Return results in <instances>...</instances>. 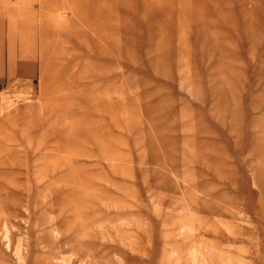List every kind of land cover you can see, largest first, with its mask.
I'll use <instances>...</instances> for the list:
<instances>
[{"label": "rangeland", "instance_id": "obj_1", "mask_svg": "<svg viewBox=\"0 0 264 264\" xmlns=\"http://www.w3.org/2000/svg\"><path fill=\"white\" fill-rule=\"evenodd\" d=\"M41 3L35 49L29 11L11 37L0 14V215L28 233L23 263L0 245V264L64 243L86 264H193L206 245L264 264V0ZM40 9L57 37L41 40Z\"/></svg>", "mask_w": 264, "mask_h": 264}, {"label": "bare ground", "instance_id": "obj_2", "mask_svg": "<svg viewBox=\"0 0 264 264\" xmlns=\"http://www.w3.org/2000/svg\"><path fill=\"white\" fill-rule=\"evenodd\" d=\"M2 1H9V0H2ZM24 0H20L19 2H23ZM12 13V12H11ZM26 15V14H25ZM24 17V16H23ZM27 17V16H26ZM28 19V18H27ZM181 51V50H180ZM179 54V53H178ZM79 57V56H78ZM61 59V58H59ZM64 61V60H63ZM62 63V62H61ZM86 63V62H85ZM84 63V64H85ZM0 68H1V65H0ZM77 70V69H76ZM80 70V69H79ZM61 71V70H60ZM74 73V72H73ZM77 73V72H76ZM79 73V72H78ZM59 74V73H57ZM72 74V73H71ZM70 78L71 76L68 75ZM68 76L67 79H68ZM112 76V75H111ZM60 77V76H59ZM69 78V79H70ZM121 78V77H120ZM61 79V78H60ZM116 79V78H114ZM57 80V79H56ZM63 80V79H62ZM58 81V80H57ZM71 82V81H70ZM119 82V80H118ZM117 82V83H118ZM69 83V82H68ZM127 83V82H126ZM56 86H59V85H56ZM61 86V85H60ZM71 86V84H70ZM81 87V86H80ZM89 87V86H88ZM125 87V86H124ZM60 88V87H59ZM66 88V87H65ZM53 89V88H52ZM58 89V88H57ZM56 89V91H57ZM84 89V88H83ZM125 89V88H124ZM66 91V89H64ZM101 90V89H100ZM47 91V90H46ZM53 91V90H52ZM51 91V92H52ZM78 91V90H77ZM64 92V91H63ZM63 92H61L63 94ZM58 93V92H57ZM65 93V92H64ZM52 94V93H50ZM82 94V93H81ZM57 95V94H56ZM84 95V94H83ZM109 95V93H108ZM77 96V95H76ZM65 97V96H64ZM83 98V97H82ZM110 98V97H109ZM66 99V98H65ZM104 100V99H103ZM100 101V100H99ZM65 102V101H64ZM62 102V103H64ZM90 103V102H89ZM93 102H91L92 104ZM95 103V102H94ZM54 103H51L50 106H48V108H44L43 104H42V107H43V111L45 114H50L51 113V116L53 117H56L58 115L61 116V114H65L66 113V108L67 106L65 104H58V109H56V111H54V107H53ZM69 105V104H68ZM101 108V107H100ZM103 108V107H102ZM96 109V108H95ZM75 110V109H74ZM99 110V109H97ZM101 110V109H100ZM114 114V113H113ZM52 117H49L48 119L50 120ZM79 121V120H78ZM65 123L64 120H61L59 122V124H63ZM102 124V123H101ZM70 133H66L65 135H69ZM108 145V144H106ZM96 146V145H95ZM107 147V146H106ZM110 147V146H108ZM106 149V148H105ZM109 149V148H108ZM52 150L56 153L53 154V156L56 158V157H59L61 156V152L59 151H56L55 148H52ZM124 150V149H123ZM110 151V149H109ZM108 151V152H109ZM127 151V150H126ZM112 152V151H111ZM108 154V153H107ZM104 155V153H103ZM109 155V154H108ZM102 156V154H101ZM97 157V156H96ZM109 157V156H108ZM102 159V158H101ZM105 160V159H104ZM109 161V160H108ZM113 161V160H111ZM124 162V161H123ZM98 163V162H97ZM97 163L95 165H97ZM130 163V162H129ZM103 164V163H102ZM121 166V165H119ZM127 167V166H126ZM155 167V166H154ZM109 170V169H108ZM160 170V169H159ZM165 171V170H164ZM73 173V172H72ZM176 173V172H175ZM180 173V172H179ZM174 175V174H173ZM177 178H180L179 175H176ZM104 178V176H103ZM102 178V179H103ZM175 178V180L177 179ZM105 179V178H104ZM111 179V178H110ZM181 179V178H180ZM181 182V181H180ZM113 185V184H112ZM40 193H41V201L45 200L46 198V193H45V189L43 187H41L40 189ZM21 200L19 201V206L26 209V201L23 200V198L21 197L20 198ZM236 207V206H235ZM233 207V208H235ZM11 210V209H10ZM11 212V211H10ZM236 212L241 215L242 217H244L242 215V209L240 207H236ZM236 216V214H235ZM25 216H23L20 212L18 211H15L13 213V216L12 217H6V216H1L0 215V245L1 247H3V249H8L12 252L13 256L15 257L16 260H18L19 262L23 263L24 259H25V252H26V244H27V241H28V233H27V230L25 229V226H24V219ZM236 218V217H235ZM245 221H247V219L244 217ZM53 220V215H51V213H49L48 211H45V214H44V219H43V222L47 223V222H51ZM127 222V221H126ZM131 222V221H130ZM128 224V223H127ZM190 224V223H189ZM233 224V223H231ZM132 226V225H131ZM183 227L180 229L183 231H185L186 229H190L192 231H194V226L192 227L191 225L189 226H186V225H182ZM191 226V227H190ZM147 229V228H146ZM150 229V228H149ZM58 230H61L59 228V226L55 225L53 227L49 226V231L48 233L45 235V236H41V241H42V244L44 243H47L46 242V238L47 236H57L59 233ZM189 230H187L188 232ZM235 232V231H234ZM233 232V233H234ZM123 233V232H122ZM181 233V232H180ZM183 233V232H182ZM181 233V234H182ZM190 233V232H189ZM206 233V232H205ZM112 235V234H111ZM123 234H121L122 236ZM186 235V233H185ZM60 236V235H59ZM68 236V235H67ZM65 236V237H67ZM115 236V235H113ZM120 236V237H121ZM143 236V235H142ZM180 236V235H179ZM64 237V238H65ZM120 237L118 239H120ZM189 237V236H188ZM60 238V237H59ZM117 238V237H116ZM122 240L124 237H121ZM149 238V237H148ZM58 239V237H57ZM145 239H146V236H145ZM189 239V238H188ZM196 239V238H195ZM59 240V239H58ZM67 240V239H66ZM125 240V238H124ZM123 240V241H124ZM186 240V239H185ZM52 241V240H51ZM64 241V240H63ZM126 241V240H125ZM150 241V240H149ZM152 242V241H150ZM183 242V241H181ZM236 243V242H235ZM234 244V243H233ZM59 246L60 243H59ZM68 246V245H67ZM207 246V250H206V253L204 252H201L199 249H196V248H193L191 254H192V260L194 261L193 264H228V263H232L233 260L236 258L237 261L239 262H242L244 263L245 262V256L243 255H234L232 253H229L227 252V249H219V248H215L214 246L213 247H208ZM196 247V246H194ZM58 248V247H57ZM70 248V246H69ZM73 248V247H72ZM56 249V248H55ZM61 249V248H60ZM74 249V248H73ZM72 249V250H73ZM237 249V248H236ZM1 250V249H0ZM53 251V250H52ZM173 251H176V250H173ZM191 251V250H190ZM83 252V251H82ZM178 252V251H177ZM238 251H236L237 253ZM171 254V253H170ZM175 254V253H174ZM178 255V253L176 254ZM186 255H187V252H186ZM87 256V255H86ZM117 256V254H115V257ZM84 257V256H83ZM190 258V257H189ZM188 258V259H189ZM86 259V258H84ZM84 259L81 258H77L75 256V254L73 253V251H71L70 249H66V244L64 243L63 245V251L61 253V255L57 256V255H54V253L52 254L51 251L49 252L48 254V257L47 259H39L38 260V263L37 264H86ZM118 260V258H117ZM116 261V260H115ZM250 261V260H249ZM115 263V262H113Z\"/></svg>", "mask_w": 264, "mask_h": 264}, {"label": "crops", "instance_id": "obj_3", "mask_svg": "<svg viewBox=\"0 0 264 264\" xmlns=\"http://www.w3.org/2000/svg\"><path fill=\"white\" fill-rule=\"evenodd\" d=\"M16 1L15 5H19V6H11L12 2ZM20 0H9V1H2L0 0V14L1 15H7V17L9 18V36L12 35V33L16 28V16H20V15H24L28 12L27 18L26 19V24L22 27L21 29V38H31L33 40H35V46L34 49L36 48V38L33 34V27H32V16H34V12L31 10V7H28L31 0H24L23 2H19ZM43 3V0H40ZM46 2L48 1H55V0H45ZM41 3V7L44 6ZM46 5V3H44ZM64 4V3H62ZM21 5L25 8L22 9ZM42 9H40L39 11V15H40V21L44 24L43 27H45L46 31L45 33L41 34V40L43 39H48V38H55L57 37V31L56 29H58L59 27V19L58 17H55L54 14H51L49 16H42ZM12 12V13H11ZM53 12V11H52ZM21 17V16H20ZM57 19V20H56ZM56 33V34H55ZM11 37V36H10ZM1 43V42H0ZM4 43L0 44V65H1V73L4 72V65H5V53L4 52ZM10 58L12 59V52L10 53Z\"/></svg>", "mask_w": 264, "mask_h": 264}]
</instances>
